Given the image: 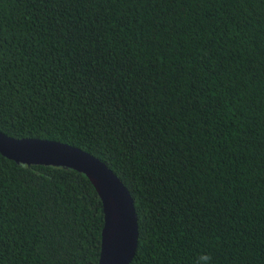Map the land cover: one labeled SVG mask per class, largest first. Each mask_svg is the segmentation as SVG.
Here are the masks:
<instances>
[{"label": "trees", "instance_id": "1", "mask_svg": "<svg viewBox=\"0 0 264 264\" xmlns=\"http://www.w3.org/2000/svg\"><path fill=\"white\" fill-rule=\"evenodd\" d=\"M0 132L103 162L129 264H264V0H0ZM103 204L0 154V264H98Z\"/></svg>", "mask_w": 264, "mask_h": 264}, {"label": "water", "instance_id": "2", "mask_svg": "<svg viewBox=\"0 0 264 264\" xmlns=\"http://www.w3.org/2000/svg\"><path fill=\"white\" fill-rule=\"evenodd\" d=\"M0 154L18 164L65 167L84 174L99 194L104 211L98 264H129L137 248L133 199L120 179L100 160L76 147L39 139H15L0 132Z\"/></svg>", "mask_w": 264, "mask_h": 264}, {"label": "clouds", "instance_id": "3", "mask_svg": "<svg viewBox=\"0 0 264 264\" xmlns=\"http://www.w3.org/2000/svg\"><path fill=\"white\" fill-rule=\"evenodd\" d=\"M200 260L203 261V264H210L211 257L206 256V255L205 256H201ZM198 264H199V262H198Z\"/></svg>", "mask_w": 264, "mask_h": 264}]
</instances>
